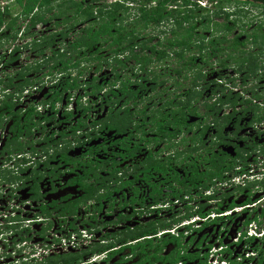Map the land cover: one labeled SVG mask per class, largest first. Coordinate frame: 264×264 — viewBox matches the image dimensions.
<instances>
[{"label":"flooded vegetation","instance_id":"1","mask_svg":"<svg viewBox=\"0 0 264 264\" xmlns=\"http://www.w3.org/2000/svg\"><path fill=\"white\" fill-rule=\"evenodd\" d=\"M115 1L92 3L99 7L95 17L65 25V19L51 12L46 22L32 26L35 12L40 13L36 9L29 19L36 32L33 39L36 44L54 41L48 47L51 55L36 51L37 64L18 58L21 53L9 44L13 38L0 31V165L18 164L16 204L23 217L32 213L30 217L41 219L34 225L39 230L29 227L26 236L44 241L82 229L93 240L113 242L127 230L167 223L173 217L187 220L189 209L195 214L191 218L199 216L203 206L204 213L231 214L201 220L187 233L180 251L193 260L184 264H207L210 248L222 243L231 245L227 254L235 259L236 250L246 247L243 236L250 224L258 221L259 230H264V59L259 60L257 75L247 78L249 63L239 72L229 47L264 26V17L246 14L229 35L221 28L217 32L214 24L202 29L197 23L193 42L199 45V36H204L208 48L181 50L182 31L175 20L145 24L139 13L142 0L137 9L125 7V13L117 10L111 17L105 11L123 3ZM212 3L217 9L218 2ZM90 4L86 0L84 10ZM104 5L107 8L100 11ZM230 12L209 16L220 25L234 26L238 19ZM227 15L236 17L227 20ZM105 21L113 35L100 31L90 47L70 50ZM224 36L227 44L217 41ZM216 41L214 48L210 43ZM251 49L249 43L240 51ZM245 57L247 52L240 56ZM29 64L41 68L21 78ZM26 79L31 87L24 85ZM44 81L49 85L36 90ZM24 86L33 90L15 96ZM230 98L239 104H223ZM5 104L13 105L12 111ZM150 154L168 161L166 172L148 170ZM6 170L0 167V186L9 183L1 175ZM219 170H225L223 176L215 177ZM255 200L261 203L246 206ZM238 207L244 208L236 211ZM187 231L180 229L179 234ZM240 233V243L232 247ZM249 247L257 251L251 264H260L264 238ZM175 250L171 243L162 255ZM113 261L134 264V259L122 263L120 256Z\"/></svg>","mask_w":264,"mask_h":264},{"label":"trees","instance_id":"2","mask_svg":"<svg viewBox=\"0 0 264 264\" xmlns=\"http://www.w3.org/2000/svg\"><path fill=\"white\" fill-rule=\"evenodd\" d=\"M1 1V0H0ZM9 1V0H5ZM86 0H16L15 4L12 6H6L1 8L0 7V28L3 26L4 23H8V16H13L12 10H10L11 7H21L22 14L21 16L25 17L26 19L31 18L32 13L37 9H40V13H36L34 17L31 19L32 26H36L38 23L46 22V13H54L55 17L57 18H63L65 19V22H62L64 25L68 23L69 21H81L82 17H85V19H91L96 13V10L99 9V7L95 6L92 3L99 2L100 0H88L91 4L85 8L84 10V3ZM125 1H131V0H125ZM212 2H218V7L214 11H208L207 9H204L203 7H200V5L197 3V0H142V4L144 7L139 9L140 13V20L150 24H159L163 21H171L175 20L178 29L182 31L181 34V41L179 40V46L180 49L183 50L184 48L189 50L190 47L197 45V41L193 42V38L195 37L194 32L196 30V24L200 23L203 24L204 29H209L211 24H214L216 26L217 32L220 31V28L223 29V32L229 35L230 32L234 31L238 23L242 22V17L248 14L252 15L254 11H258L259 14L263 15L264 17V0H227V3L224 2V0H210ZM152 3L156 5V7H153ZM151 4L152 8L150 10L147 8L148 5ZM172 6V9H169V7ZM230 7L232 10V13H236L237 19L234 20L235 25L229 26L228 24L220 25L219 23L214 22L211 19V16H209L211 13L214 14L216 17H222L224 13L226 12L223 8L224 7ZM175 9H174V8ZM105 8H107L106 5L102 6L100 11H105ZM177 8V9H176ZM245 8V9H244ZM117 10H120L121 12H126L127 9H125V6L118 5L114 6V10H107L105 13L107 15H112L113 17ZM72 16V18H69ZM227 15V20L229 17H236ZM83 21V20H82ZM204 21V23H203ZM106 22V21H105ZM14 25L11 26L14 28L16 21L13 22ZM186 23L189 25V27L183 26V24ZM238 27V26H237ZM95 28V27H94ZM241 30H244V26L240 27ZM264 26H259L257 29L253 30L251 33L246 32L247 38L243 41H240L239 38H236L230 45V49L232 50L231 58L235 57V61L239 66V72L241 71L240 67H242V70H245L244 63L248 62L249 67L246 68L248 70L247 78H250V76L255 77L258 73L257 70H259L261 67H259V60L263 59L264 57ZM101 34L106 35L107 33L111 34V27L108 22L104 23L103 27H99L98 32H92L89 30L87 32L86 37L82 38V41L79 40L78 44L71 47L70 50L76 51L80 46L90 47L93 45V43L96 42V39ZM222 33V32H221ZM113 35V34H111ZM227 36H224L222 40H217L221 44H227L226 40ZM204 36H199V45H197V49L200 51H203L204 49H207L209 45H204L203 41ZM211 42L210 45L216 48V45L218 43ZM54 41L53 39H48L46 42H40L38 44H35V47L33 50L39 51L38 54H43L48 51V47L53 45ZM251 43L253 46V49H257V53L253 54L251 53L252 49L249 51H240L242 48H246L247 44ZM231 44V43H230ZM173 46H176L177 44H172ZM222 51V50H221ZM238 52H241L238 54ZM245 52L248 53V57H245V59H241L240 56L244 55ZM58 56H61L62 58L66 57V55H61L60 52L56 53ZM180 57H182L184 54H180ZM47 60V59H46ZM2 58H0V64H1ZM41 63V60H39ZM47 63V62H46ZM49 63V62H48ZM41 64L36 65V69H33L34 67L32 65L28 66L27 69H25L24 74H19L21 78H24L26 74L31 73L32 71H38ZM1 84V83H0ZM24 85H32L30 83L29 79H26L24 81ZM26 86V87H27ZM26 87H20V89H17L14 91V93H21L23 92ZM255 98H260V96L255 95ZM232 103V106H236L239 104L238 99H229L226 102H223V104ZM249 103V102H247ZM8 105V108L10 111H12L13 105ZM168 161H164L161 158V155L158 154L155 156L154 154H150L147 158V164H148V170H155V171H161L166 172L167 170V163ZM18 166V164H16ZM21 172V170H20ZM219 173H215V177H222L225 170H219ZM3 177H5L6 181L14 184V182L19 183L21 181L18 176L15 175V169H8L6 172H3ZM202 180L204 177L201 178ZM201 180V181H202ZM204 187L207 186L203 184ZM178 195H175V198H178ZM204 207L202 206L198 210V215L202 218H206L208 213H204ZM186 218L187 220L191 218V216L195 215L190 212V209L187 210ZM191 213V214H190ZM185 219V218H183ZM183 219H177L172 218L169 222H160L155 223L149 226L136 228L134 230H127L120 233L115 238L116 241L110 240V238H105L109 244L107 245H97L91 252H83L82 254H71L69 256H64L65 259L63 261V264H83L84 259L90 254H94L96 252H103V251H111L109 261L113 259L115 256H120V261L122 263H127L128 261L132 259H137V262L134 264H179V263H187L189 261H192L193 259H190L189 256H185L181 253L180 249L182 248V242L183 240L191 231H194L192 226L186 227L188 230L186 233L172 235V234H166V238L161 236L158 237V235L161 232L164 231H170L172 229L177 228L179 224H181ZM168 221V220H167ZM177 225V226H173ZM8 231H10V227H7ZM192 229V230H191ZM189 232V233H188ZM188 233V234H187ZM181 235V238L179 237ZM161 238V239H159ZM163 238V239H162ZM132 242H135V244H132ZM173 243L176 245V250L173 251L171 254L164 256L162 255L166 249V247ZM129 251V252H128ZM22 251H19L21 253ZM62 257V258H64ZM208 261V255L206 256V262ZM54 260H50L48 264H54ZM56 261L55 263H57ZM59 263V262H58ZM18 264H35L32 261L25 262L23 259L20 260ZM205 264V263H204ZM260 264H264V258L261 260Z\"/></svg>","mask_w":264,"mask_h":264},{"label":"clouds","instance_id":"3","mask_svg":"<svg viewBox=\"0 0 264 264\" xmlns=\"http://www.w3.org/2000/svg\"><path fill=\"white\" fill-rule=\"evenodd\" d=\"M108 1V3L110 4V0H106ZM117 1V0H116ZM115 1V3H116ZM141 0H131V1H125L122 0V6H125L128 9H137L138 5L140 4ZM201 1H207L208 2V6L207 7H203L200 2ZM16 2V0H9V1H5V0H1L0 1V7H6V6H12L14 5ZM197 3L200 5V7H203L204 9H207L208 11H213L214 10V6L215 3H212V1L210 0H197ZM10 10H12V14L13 16H8V23H4L3 26L0 28V31L7 33L6 36H8V38L10 39V37H12L13 39L12 42L9 41L10 46H14L13 50L14 52H20L21 54L18 56V58H24L27 60L31 59V62H33L34 60H36V58L34 57L35 55H37L36 51L33 50V48L35 47L34 45L36 44L35 39H33V36L36 34V32H34V30L32 29V26L30 25V18L26 19L25 17L21 16L20 13L22 14V12H20V9L17 7H11ZM231 11L230 13H232V10H226V12ZM37 13V12H35ZM34 13V14H35ZM33 14V15H34ZM16 21V24L14 26V28H12L11 26L14 25L13 22ZM19 21H21L22 23H20L19 28L17 27V24L19 23ZM9 33V34H8ZM15 60H17L18 58L16 56ZM35 62V61H34ZM37 64V62H35ZM1 65V64H0ZM32 65L33 64H29ZM46 85V81H44L43 84H41L36 90H41L43 88H45ZM47 86V85H46ZM27 87H31V86H27ZM33 90V88H29V89H25L23 92H21L20 95L22 94H26V93H30ZM17 96V93L16 95ZM27 101V100H26ZM27 103V102H26ZM1 129V128H0ZM6 185L10 186V189L12 190V193H10L11 197H13L14 199H16V195L14 193L15 190V183L11 184L8 183ZM3 185H1L0 187H2ZM264 201V198H263ZM261 201H253V202H249L246 204L247 207H255L258 204H260ZM176 204V202L174 203ZM8 208L11 207V205L8 204L7 206ZM240 208H244V207H238L236 208V211H239L238 209ZM163 209V208H162ZM12 210H15L16 213H18L19 215H16V217H12L10 220L12 222H14V226L10 227V231H8L7 228L4 229V233H9V232H13L11 236L17 239V241L24 243V245L21 248V251H26L29 252V261H32L35 264H48V262L50 260H54V258L56 257H64V256H69L71 254H82L83 252L87 251V252H91L95 246L97 245H107L109 244L107 242V240L102 239V240H93L92 237L89 235V232L86 230H79V231H75V232H70L68 235H62V236H56L54 235V237H52V239H46V240H41V245L40 246H32V248L29 246L30 243H32V241L35 240V238L32 237H28L26 236V234L28 232H31V230H26L27 228H32L34 225L36 224H40L41 221H38L37 223L30 225L28 227H26V221L27 220H41L40 217H23V215L20 213V209L17 208V206L12 207ZM231 212L230 211H226L223 213V215H218L217 213H209L207 215L206 218H202L200 216H195L192 217L188 220H184L181 224H179L177 226L176 233L178 234V230L186 228L188 226H192L193 229H197L198 223L201 220H209L210 218H215V217H223V216H228L230 215ZM197 218L198 220L195 221L194 223H191L189 225H182L184 222L190 221L192 219ZM263 222V221H262ZM182 225V226H181ZM37 226V225H36ZM180 226V227H179ZM259 222L255 221L254 223L250 224V226L248 227L247 231L244 232V241H246V247L244 248L243 251L240 250H236L235 254H237L235 256H233V253L230 254L232 255L235 259H230V264H232V262L234 261V264H244L245 262H247V264H251L252 263V259L256 256L257 251L253 250L252 248H250L249 246L251 245V243L254 240L257 239H262L264 238V230L260 231L259 228ZM35 227V226H34ZM38 231V230H37ZM250 231H253L252 236H249ZM168 231H164L161 232L158 237H161L163 235L169 234L167 233ZM172 234V233H170ZM177 234H172V235H177ZM241 241V240H240ZM240 241L238 243H236L235 241L232 243L234 244L235 247L236 245H238L240 243ZM16 242V241H14ZM220 242V241H219ZM135 244V243H134ZM42 248L44 250H52L53 252H51L47 257H45V259L42 262H38V258L35 256L36 254L39 253V249L38 248ZM228 247H230L231 249V245L230 244H223L222 245H213L209 252H208V261L207 264H209V262H211V260H221L223 258V256H228L229 254H227V250ZM213 249H220L217 252H213L212 254V250ZM111 251H103V252H96L94 254L90 253L85 259L83 264H111V262L109 261V257H110V253ZM246 252H251L252 254H254L253 256H250L249 258H245L244 261L242 262H238L237 261V256L242 255L243 253ZM33 257H30V256ZM206 255V256H207ZM28 262V261H25ZM54 264H63V262H57ZM182 264V263H179ZM184 264V263H183Z\"/></svg>","mask_w":264,"mask_h":264},{"label":"built area","instance_id":"4","mask_svg":"<svg viewBox=\"0 0 264 264\" xmlns=\"http://www.w3.org/2000/svg\"><path fill=\"white\" fill-rule=\"evenodd\" d=\"M200 4L203 7H207L208 6V2L207 1H201ZM4 139V133L2 131V129H0V148L2 147V142ZM0 167L3 168H7V169H15V175H17V167L10 164L8 162L7 166L6 164L0 165ZM10 193H12L10 186L9 185H5L0 187V240L4 241L6 243L3 244L2 246L0 245V264H8L7 263V257H12V256H18L19 260L16 261V264H18L20 262V260H24V261H29V252L26 251H22L21 253H19V251H21L22 246L24 245V243H21L19 241L14 242V240L12 241V243L10 244V241L8 240L7 236H11L13 232H9V233H4V229L7 227H12L14 226V222H12L10 219L12 217H16V215H19L18 213L15 212V210H12V207H19L18 204H16V199H14L13 197H11ZM11 205L10 208H8L7 206ZM177 204V202H176ZM243 208L238 209L239 211L242 210ZM2 210V211H1ZM198 219H192L190 221L184 222L182 225H189L191 223H194L195 221H197ZM38 221L41 220H27L26 223V227L37 223ZM181 225V226H182ZM180 227V226H179ZM177 229H172L170 231H168L167 233H172V234H177L176 233ZM253 234V231H250L249 236L251 237ZM242 238V234L240 233L238 236V239L235 240L236 243H238ZM39 249V253L36 254L35 256L39 257L38 258V262H42L45 257H47L51 252H53L52 250H44L41 247L38 248ZM220 250V249H218ZM217 249H213L212 250V254L213 252H217ZM23 253V254H22ZM254 254H252L251 252H246L243 253L240 256H237V261L238 262H242L244 261L245 258H249L250 256H253ZM30 257H33L32 255ZM14 262V261H13ZM209 264H230V260L228 256H223V258L221 260H211V262H209Z\"/></svg>","mask_w":264,"mask_h":264},{"label":"rangeland","instance_id":"5","mask_svg":"<svg viewBox=\"0 0 264 264\" xmlns=\"http://www.w3.org/2000/svg\"><path fill=\"white\" fill-rule=\"evenodd\" d=\"M224 2L225 3H227V0H224ZM257 14L258 13V11H254V13H253V15L254 14ZM20 23H22L21 21H19V23L17 24V27L19 28V26H20ZM203 23H204V21H203ZM199 26H200V28H204L203 26V24H199ZM229 26H232L231 24L229 25ZM210 28H213L212 26L210 27ZM9 34V33H8ZM50 51H48V55H51L52 54V52L51 53H49ZM251 53H253V54H255V53H257V49L256 48H254V49H252V51H251ZM263 59H264V57H263ZM166 70V72H170V70H167V69H165ZM160 71V70H159ZM1 74V73H0ZM49 82V81H48ZM261 83V82H260ZM49 84H47V86H48ZM46 85H45V87H47ZM41 94H43V92L41 93ZM245 108V107H244ZM122 123H124L125 121L124 120H122L121 121ZM19 208V207H18ZM29 210V209H28ZM27 210V211H28ZM2 211V210H1ZM34 211V210H33ZM29 212V211H28ZM169 214L170 213H166V217H164L165 219L169 216ZM25 216L27 217V218H29L30 216H32V213H31V215H29L28 213H26L25 214ZM31 218V217H30ZM34 228H36V230H39V228H37V227H34ZM13 237L14 236H7V238H8V240L10 241V244L12 243V241H13ZM14 241H17V239H15L14 238ZM3 244H5L6 245V243L4 242V241H1L0 240V245L2 246ZM41 245V240H39V239H35L34 241H32V243H30L29 244V246L32 248V246L34 247V246H40ZM171 249V248H170ZM170 249L169 248H167V250L165 251V254L166 253H168L169 251H170ZM129 252V251H128ZM23 254V253H22ZM64 259H65V257L64 258H62V257H56V258H54V261L56 262V261H58V262H63L64 261ZM7 263L8 264H16V261L17 260H19V257L18 256H12V257H7ZM117 260V259H116ZM14 261V262H13ZM116 261H113L111 264H116L115 263ZM135 262H137V259L135 258L134 259V263ZM6 264V263H5ZM246 264V263H245Z\"/></svg>","mask_w":264,"mask_h":264}]
</instances>
